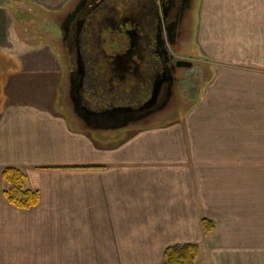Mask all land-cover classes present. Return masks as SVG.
I'll return each instance as SVG.
<instances>
[{
    "label": "crops",
    "instance_id": "crops-1",
    "mask_svg": "<svg viewBox=\"0 0 264 264\" xmlns=\"http://www.w3.org/2000/svg\"><path fill=\"white\" fill-rule=\"evenodd\" d=\"M73 1L34 3L57 14ZM15 21L0 5V48L32 50L0 77V264H162L176 245H196L195 264H264V0H198L196 98L180 117L124 126L117 104L69 110L61 50L20 40ZM5 168L25 174L36 207L4 200Z\"/></svg>",
    "mask_w": 264,
    "mask_h": 264
},
{
    "label": "flooded vegetation",
    "instance_id": "flooded-vegetation-1",
    "mask_svg": "<svg viewBox=\"0 0 264 264\" xmlns=\"http://www.w3.org/2000/svg\"><path fill=\"white\" fill-rule=\"evenodd\" d=\"M190 9L192 0H74L62 16L55 15L46 34L67 65L68 109L85 119L129 98L116 116L120 122L177 109L188 67L175 51L187 34ZM108 16L115 19L105 26ZM3 68L0 60V77ZM106 101L110 104L100 109Z\"/></svg>",
    "mask_w": 264,
    "mask_h": 264
},
{
    "label": "rangeland",
    "instance_id": "rangeland-1",
    "mask_svg": "<svg viewBox=\"0 0 264 264\" xmlns=\"http://www.w3.org/2000/svg\"><path fill=\"white\" fill-rule=\"evenodd\" d=\"M198 0H192V11L189 10L188 17L186 20V35L185 38L178 42L176 45L175 55L177 59L185 63H191V67L187 68L184 77L185 79V97L181 99L178 104V108L172 106V108L166 114H158L150 118L147 123H157L162 118H173L175 116H181L188 105L196 98L199 89L205 82L208 76L207 68L201 59L194 55L193 46V31L196 23V6ZM72 2L63 9L60 13L53 14L50 11H45L39 4H35L34 0H5L2 5L7 6L9 12L13 14L15 18V31L17 36L22 41L28 42H54V40L48 35L54 28L51 26V20L56 16H62L70 7ZM191 5V4H190ZM191 11V12H190ZM56 15V16H55ZM114 16V15H113ZM113 16H108L107 20H103V25L110 26L109 22H113L115 19ZM45 34V35H44ZM37 38V39H35ZM57 46V45H56ZM59 48V47H58ZM60 49V48H59ZM25 50V49H24ZM19 46L9 41V44L3 48H0V60L3 65L12 64L7 67V71L3 72L4 79L7 78L9 81L12 78L17 77L18 70L23 71V59L24 55H28L32 50L26 49L25 52ZM17 66V68H15ZM96 75H100L98 71L94 72ZM11 98L6 93V89L3 83L0 84V110H2L9 102ZM130 99H124L118 104V106L129 104ZM177 112V113H176Z\"/></svg>",
    "mask_w": 264,
    "mask_h": 264
},
{
    "label": "trees",
    "instance_id": "trees-1",
    "mask_svg": "<svg viewBox=\"0 0 264 264\" xmlns=\"http://www.w3.org/2000/svg\"><path fill=\"white\" fill-rule=\"evenodd\" d=\"M5 0H0V5ZM4 200L12 207L19 210H29L39 203L37 192L27 189L25 186V174L17 168H5L2 171ZM203 234L213 232L214 224L206 219L201 220ZM198 256L196 245H176L168 247L163 255L162 264H195Z\"/></svg>",
    "mask_w": 264,
    "mask_h": 264
},
{
    "label": "water",
    "instance_id": "water-1",
    "mask_svg": "<svg viewBox=\"0 0 264 264\" xmlns=\"http://www.w3.org/2000/svg\"><path fill=\"white\" fill-rule=\"evenodd\" d=\"M185 67H188V68L191 67V63L187 62ZM118 113H119V110H116L115 112L112 113V115L113 114L118 115ZM127 123L128 121L122 122V126L127 125Z\"/></svg>",
    "mask_w": 264,
    "mask_h": 264
}]
</instances>
